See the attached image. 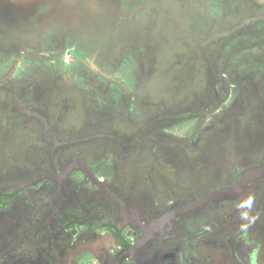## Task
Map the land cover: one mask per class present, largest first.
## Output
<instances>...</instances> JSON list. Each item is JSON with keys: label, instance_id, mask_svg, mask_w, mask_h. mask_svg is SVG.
<instances>
[{"label": "flooded vegetation", "instance_id": "1", "mask_svg": "<svg viewBox=\"0 0 264 264\" xmlns=\"http://www.w3.org/2000/svg\"><path fill=\"white\" fill-rule=\"evenodd\" d=\"M132 21L139 43L119 32ZM250 84L264 102V0H0V264H264V175L159 221L264 165ZM170 93L173 114L154 101ZM240 103L245 151L198 141ZM173 118L191 132H170ZM186 140L193 158L162 156ZM186 166L196 185L182 189ZM248 193L261 215L242 232Z\"/></svg>", "mask_w": 264, "mask_h": 264}, {"label": "rangeland", "instance_id": "2", "mask_svg": "<svg viewBox=\"0 0 264 264\" xmlns=\"http://www.w3.org/2000/svg\"><path fill=\"white\" fill-rule=\"evenodd\" d=\"M109 5L111 8L114 7V5L112 6V4H109ZM107 12L109 14L112 13L106 7L105 13H107ZM105 18H107V17H105ZM109 22H110V19H108V21L106 19H104V26L109 25ZM114 23H117V22L114 21ZM137 26H139V24L134 23L132 21V23H126L124 25H121L119 28V30H120L119 32H121V34L125 35L128 41L131 40L133 42L139 43V42H141V40L139 37H137L138 35L136 34L135 36H133L134 31H137V29H138ZM146 26H148V25H146ZM112 31H113V29H112ZM102 32L104 33V32H106V30L103 29ZM116 33H117V31L114 30L112 34L115 35ZM163 33H164V31H163ZM77 34H78V36H80V38H84L87 40L89 39V37L92 36L89 29L84 28V27H80V28L76 29L74 37H76ZM146 44L147 43H145L143 45L146 47ZM165 45H166L165 40H164V42L160 43V46L162 49L165 47ZM142 49L146 50V51L151 50V49H149V47H146V49L143 47ZM155 51H157V50H155ZM151 54H152V51H151ZM138 60H139V58H138ZM140 74H141V72H140ZM144 74L149 76V77L153 76L152 72L144 71ZM249 86L250 87L248 88V95L250 96V98L252 97V100H253L252 101V110L255 113L258 110L264 111V104H263L264 102H261V100L258 99V97H257L258 94L259 95L262 94L261 90H260L261 85L257 86V84H250ZM170 96H171V98L166 97V96H161L159 98H156L154 101H155V103H157L160 106V108L162 110L173 114V112H175L176 109H179L180 107H182L184 105V102L181 100V98H178V97L175 98V93H174V95L172 93H170ZM193 103H191V106H195ZM248 110H249V108H248ZM230 111L228 113H226V115H224V116H221L219 118H213L212 121L210 119H208V121H207V123H209L208 127H206L205 129H201L200 136H199L200 138H198V141L203 142V143L208 142V144L210 143L211 145H213V147L217 146L218 144H221L224 147H226V146H229L231 143L233 144L236 142L237 145L242 146L244 148L245 147V142H244L245 139H247V138H249V136H251V135H249L250 133L248 134V132L243 131V126H245V123L241 122L242 116H246V115H244L246 108H245V106L242 105V103H240L239 105L233 106ZM181 113H183V112H181ZM170 122H171L170 132L174 133L175 135L185 137L187 134H189L191 132L190 126H188V122L182 123V119L173 118L170 120ZM157 126L158 125H156L155 127L153 126V129L156 128L155 130L158 132L159 127H157ZM239 127L242 128L241 131H240ZM191 139H192V137L190 138V140ZM190 140L184 141V145L182 148H181V146L175 145V144L172 148H169V146L167 147L166 145H164L163 151L161 150L162 156L164 154L165 158H171L172 160H176V161H181L182 159H184L185 155H189L190 158H193L194 155L187 150V146H189ZM245 150H246V148H244V151ZM184 152H186V153L184 154ZM203 157H204V159L202 161V165L209 167L208 170H205V172L215 173L219 170L218 164H215V165L211 164V162H213V159L212 160L206 159L208 157H211V155L204 154ZM148 158H149V156L147 157V159ZM151 159H152V157H151ZM162 162L165 163V160H163V161L161 160V163ZM209 164H211V165H209ZM226 168L229 169L230 167L226 166ZM226 168H223L225 170L222 169V171L223 172L227 171ZM175 171H176V169H175ZM183 172H184L183 175L181 174L182 173V171H181L176 176H174V178L171 181L173 183L174 182L176 183L177 181H178V183L180 182L179 184L184 186V188H182V189H189V188L195 187L194 185H196V184H193V182L195 183V180H196L194 178L195 170L192 167L189 168L188 166H186V167H184ZM138 179L140 181H143L144 177L138 176ZM136 181H138V180H136ZM203 182L207 183L208 181L204 180ZM156 191H158V189ZM157 195H159V194H157Z\"/></svg>", "mask_w": 264, "mask_h": 264}, {"label": "water", "instance_id": "3", "mask_svg": "<svg viewBox=\"0 0 264 264\" xmlns=\"http://www.w3.org/2000/svg\"><path fill=\"white\" fill-rule=\"evenodd\" d=\"M264 175V165L256 168H249L239 177L238 181L226 191H217L209 194H205L192 199L191 201L179 206L174 215L173 213L166 214L165 217L161 218L159 221H167L168 219L176 216L177 214L192 211L208 202L215 200L231 199L236 196L240 191H242L249 181L257 176Z\"/></svg>", "mask_w": 264, "mask_h": 264}, {"label": "clouds", "instance_id": "4", "mask_svg": "<svg viewBox=\"0 0 264 264\" xmlns=\"http://www.w3.org/2000/svg\"><path fill=\"white\" fill-rule=\"evenodd\" d=\"M257 197L253 193H248L247 196L241 199L237 205V208L244 209L240 213V218L246 221L239 225V229L242 232H246L260 219V212L255 211Z\"/></svg>", "mask_w": 264, "mask_h": 264}]
</instances>
